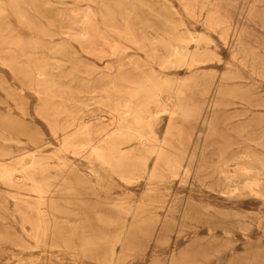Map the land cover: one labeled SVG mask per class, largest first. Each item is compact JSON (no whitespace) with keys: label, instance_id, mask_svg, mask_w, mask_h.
Segmentation results:
<instances>
[{"label":"rangeland","instance_id":"obj_1","mask_svg":"<svg viewBox=\"0 0 264 264\" xmlns=\"http://www.w3.org/2000/svg\"><path fill=\"white\" fill-rule=\"evenodd\" d=\"M86 11L117 53L60 32ZM33 57L60 83L46 108ZM117 65L132 95L107 87ZM124 102L151 131L115 139L130 154L118 168L40 114L96 140ZM0 264H264V0H0Z\"/></svg>","mask_w":264,"mask_h":264},{"label":"bare ground","instance_id":"obj_2","mask_svg":"<svg viewBox=\"0 0 264 264\" xmlns=\"http://www.w3.org/2000/svg\"><path fill=\"white\" fill-rule=\"evenodd\" d=\"M80 20L81 25L77 28H74L69 24L61 22L59 26L60 32L63 35L67 36V38H74L75 40H77L85 52L94 55L98 59H102L106 56L117 53V48H119L120 45L114 40L109 41L102 37V34L98 32V28L96 25V17L94 14H90L89 11L83 12V16ZM128 37L132 38L133 36L130 35ZM105 45L107 47H104ZM178 53V50L175 49L172 53H170L168 60L172 62L174 56H177ZM39 61L42 65L47 64V62L43 58L35 60V57H33V61L31 64L32 69L27 70L28 73H26L28 75L26 76L28 77L27 79L29 85H37L38 89L36 90V92L39 95L40 100H44L43 105L45 104L46 107H49L47 104V100L49 99L45 97V94H49L48 91L52 90L54 94L58 95L60 83L58 84L51 82L53 81V78H51V74H53L52 71H47L43 67L41 69L36 68L35 64ZM31 70H33L34 72L32 73ZM122 80L123 79L121 78L120 65H117L112 77L108 80L109 84L106 85L112 92H124L128 95H132L135 90V86L132 84L134 81L131 79H127L128 83L125 84ZM50 88L51 90H49ZM144 91H151V97L153 100L161 99V95H159L153 90L148 89L147 87H144ZM50 108H52L53 113H47L45 115L40 112L39 113L44 116L47 121L50 122V125L53 128L54 126H59L62 129L63 134H65L63 138V145L70 142L69 139L71 137L72 142L75 143L74 149L78 151L79 155L93 156L96 159L108 162L113 166H116L117 168L120 166H124V161L125 159L130 157V154L124 149L125 147H122L125 145L126 141L119 142L115 139L133 138L137 139L141 144H143L146 143V140L149 138V132L151 131V129L147 128L145 125L146 122L143 119L144 116L139 113V111L135 110L129 102H124L120 105L117 104L114 106V108L112 109L113 112L111 113V121L106 123L107 125H111V127L109 126V128L104 129L101 136L98 137L96 140H94L90 136L86 138L84 137V133H89V126L85 121H78L77 119L67 116L63 121L58 122L56 121L55 117L60 114L59 111L56 110L54 106ZM130 151L132 152V150ZM151 151H153L157 155V157L160 158V161L166 160V151L163 147H161L159 143L153 145L151 147ZM2 180L6 183V188L11 186L13 187V189H21L20 194H18V196L15 195L16 199H20L21 201L26 200L23 199V196L28 194L27 189L25 187L26 184H20L19 178L16 175L11 173V171H5L2 175ZM254 183L256 182L253 180L245 181V184L248 187H251Z\"/></svg>","mask_w":264,"mask_h":264}]
</instances>
